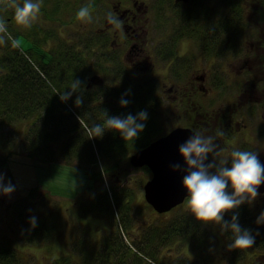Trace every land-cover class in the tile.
Wrapping results in <instances>:
<instances>
[{
  "label": "rangeland",
  "instance_id": "1",
  "mask_svg": "<svg viewBox=\"0 0 264 264\" xmlns=\"http://www.w3.org/2000/svg\"><path fill=\"white\" fill-rule=\"evenodd\" d=\"M44 1L45 0H42L40 14L33 24L40 26L43 32L50 30L55 32L56 29L57 34L54 33V37L45 42L44 48L41 50L37 49L40 52L48 51L49 54H46L47 59H49L50 54L52 57L55 55L51 53V48L54 45H58V43H65L66 45L76 44L78 49L81 50L82 40L95 37L94 33L104 28V20L107 19L106 14L111 11V5L115 4L117 1L122 2L123 8H127V6H130L134 1L147 3L150 7L147 14L148 18H150L149 28L152 30H150V39L148 42L144 43L145 45L141 46V37L131 41L132 39L129 35L128 39L123 30H120L114 35V31L117 32L115 26L110 28L108 31L109 35H105H107V39L110 40H113V37H117L113 46L116 48L119 47L117 50L118 54L120 53L123 60L132 63V67L135 69L137 72L136 75L140 79L158 80L159 84L157 88L152 91V95L153 93L156 94L155 103L158 104L160 108L161 119H158L164 126L163 135L175 128H189L192 124L197 125L199 131H205L209 134H215L218 130H222L221 109H224L223 102L226 97V92L233 95L235 101L237 86L234 84L236 83L234 79H223L225 57H216L212 54V51H204L201 49L200 45L202 39L200 36L202 34L191 37V39L180 38V40L176 42V88L180 86L184 89H189L192 82H194L193 76L195 74L207 72V79H205L206 81L204 84L206 89L197 91L198 89L196 86V92L188 91L183 95L182 100L176 101V103L174 102L173 60L175 44L173 48L169 46L166 49L168 51H163L162 53L157 51L160 44L165 45L169 43L173 35L172 29L174 28V23L176 26L179 23L178 16H176V10L178 9H173L171 5L173 0H164L160 9L161 12L157 16L154 6L156 0H107V5H105L101 11H98L100 8V0H80V3H78L79 6L86 2L92 5L93 20L88 23L81 22L76 16L77 12L73 11L62 14L57 12L56 15L51 14L53 6L50 3L51 0H47L46 3ZM223 1L224 0H190V3L194 2L197 3L199 7H203L205 12L207 10L206 17L209 19L207 25L212 28L213 33L217 34L219 37L221 30H216V25L217 21L222 17L221 15L226 12L222 7ZM13 4L14 2H12L10 6L13 11L11 12V18L14 19ZM198 6L195 5L193 7L196 17L201 20L203 17L198 15V11H200ZM253 6L255 5L252 0H247L244 7L246 8V13L249 14ZM180 8L183 7L181 6ZM46 14L52 18L58 16L56 18L59 20L63 19L67 25L48 22ZM59 16H61L62 19ZM258 17L261 18L262 16ZM258 22H261V20H258L257 16L252 15L248 26L250 29L247 28V32L244 31L240 37V39H243L242 43H244L246 39L247 42L253 39L257 45L254 36L256 32L253 34H251V32L258 27H264V25H260ZM144 39L146 40L148 37ZM18 41L20 46L18 48L23 52L26 47V42L21 38ZM230 41L232 43H238L239 38H232ZM221 42L227 43L223 40ZM133 43L136 44L138 48H145V53L150 56L148 62L150 61L152 63L151 73L143 74L144 66L147 63L143 58L137 61L138 63H133L135 56L132 51H134V49L131 51L132 53H128ZM108 48L109 46L107 45L95 48L92 61L98 62L99 51L105 52ZM1 50L2 48L0 47V51ZM110 50L116 53V50ZM105 53L108 54V52ZM85 56L90 59L92 58L90 55ZM181 58L187 60L183 62ZM179 63H183L181 67H179ZM105 65L107 66L106 68L111 67L109 63ZM179 68L181 71L178 73ZM94 69L95 73H98L96 65ZM177 73L180 79H178ZM91 74L92 73H90V75ZM89 77L91 76L86 78L87 81ZM188 77L190 78L187 79ZM101 78L105 79L104 77ZM262 83V81H259V85H262ZM200 105H203L204 108H201ZM200 108L202 110H200ZM257 124L263 126L261 119L256 118L252 123H249V131L252 132L250 128L252 125ZM262 130H264V128H262ZM257 132H259V130ZM263 138L264 137L261 136L253 143L256 149L258 148V144L263 142ZM222 139V136H218L217 143L220 147L221 155L225 158L230 155L232 148L242 146L238 140L232 139L230 143L226 144ZM17 143H19L18 137L13 127L8 126L0 129V173L3 174L4 183L10 182L14 185V190L11 193H0V245L5 243H10L14 246L19 245L20 251L28 258L29 262H36L39 264H51V261L56 259L54 258L55 256H58L59 253L64 254L67 251L72 255L71 264H82L83 248L84 251L94 249V253L101 252V250H103L102 245L104 241H108L109 239L113 240L114 238H119L118 241H123L125 246L129 247L131 244L130 238H128V233L120 228L119 219L117 218L119 217L118 212L113 213V215H115L114 220L101 216V213H98L97 209V212L90 211L87 213V203L93 196H98V192L102 185H105L108 193H110V186L105 177H103V181L99 179L93 180L89 176L88 169H83L74 165H65L60 159L52 163L39 162L37 158L29 157L27 152L22 150L23 147L17 145ZM254 147L251 146L248 147V149ZM129 167L131 168V166ZM150 176V173L142 168L132 167L131 171L126 172L123 184H120V186H118L119 188H116L119 197L123 198L122 202H128V207H132V203L135 199L136 204L135 206L133 204V206L136 207V221H134L133 224L131 223V227L128 229L130 232L129 234H131L133 238H137V235L144 234L145 236V234L149 232V226L152 225H163L166 227L176 219H191L193 223L187 224L186 233H182L191 234L192 243L184 244L183 240H181L182 236L176 239V234L172 235L173 238L166 239L165 241L168 242L163 246L162 250H160V257L166 259V264H209L205 262L201 263L204 257L202 255L200 256V251L196 250L193 239L194 236L209 241L205 244V252H210L215 260L225 253L227 247L229 254L236 255L237 260H235L240 262L242 258L240 255L243 250L228 247L229 242L221 234L219 224L211 222L205 224L197 221L190 213L187 201L178 206V208H174V210L165 214H158L148 206L144 199L142 185H144ZM250 205L254 208V201H251ZM31 217L36 218L34 225H45L44 229L46 232L41 238L42 242L40 243L35 242L36 239L27 235V233H21L23 230L27 231L26 229L29 228V226H34L31 222ZM253 248V246L247 248L246 253L252 252L251 249ZM257 248L261 249L262 247ZM205 259L209 260L210 258ZM148 260L145 261L148 263ZM239 262H237V264ZM150 263L151 262L148 264Z\"/></svg>",
  "mask_w": 264,
  "mask_h": 264
},
{
  "label": "trees",
  "instance_id": "2",
  "mask_svg": "<svg viewBox=\"0 0 264 264\" xmlns=\"http://www.w3.org/2000/svg\"><path fill=\"white\" fill-rule=\"evenodd\" d=\"M79 1L54 0L53 3L50 2L53 5L51 14L76 12ZM243 1L231 0L227 25L224 23L226 20H221L220 17L219 24L216 25V28H221L220 37L213 33L211 28L212 43L210 44L213 55H222V40L226 41L228 37L240 39L243 31L247 29L248 15L246 14L245 17L240 6ZM44 2L46 3L47 0ZM254 3L253 11L263 16L264 0H254ZM3 11L5 16H9L4 19L7 21L11 37L6 38V42L0 43L2 48L0 51V129L13 127L19 141L17 145H21L22 150H25L29 157L37 158L39 162L52 163L60 159L65 165L88 169L89 176L93 180L103 181L105 177L110 186V193L106 186L102 185L98 196H93L87 203V213L98 211L101 216L114 220L113 213L118 212L120 228L126 231L130 238L129 247L125 246L123 241H118L119 238H114L104 241L101 252L94 253V249L84 251L83 248L82 264H148L145 261L147 259L156 264H166V259L160 257V250L168 242L165 240L173 238L172 235L176 234V239L182 236L181 240L184 244H191L192 235L182 232L186 233L187 224H192V220L176 219L166 227L152 225L149 226V232L145 236L143 234L133 238L128 229L131 223L136 221L135 199L132 207H128V202H122L123 198L119 197L116 190L120 184H123L126 172L130 171L129 156L164 134L163 123L158 119H161V112L159 105L155 103L156 94L152 95V91L159 84L158 80L138 79L134 70L124 64L120 54L113 53L103 59L97 67L105 78L110 79L87 81V76L94 75L95 65H90L88 60L80 55L76 44L54 45L51 51L55 55L52 57L50 54L47 59L46 54L49 52L38 50L43 49L47 39L53 37L54 33L43 32L41 28H21L10 17L12 10L4 9ZM46 17L48 22L59 21L63 25L66 24L63 19H57L58 16L52 18L46 14ZM204 17H206L205 13ZM208 23V19L203 21L204 28H210ZM222 27H226L227 31L222 33ZM175 28L179 29L180 36L200 34L202 31L199 30L202 29L200 18H197L196 13L190 8L183 12ZM20 38L26 42L23 52L18 48ZM84 43V53L92 56V41L85 40ZM105 62H111V67L106 68ZM72 79L81 81V89L66 102L62 101L57 92H62L68 87ZM122 93L129 100L127 105L119 102ZM77 96L82 97V103L79 101L75 103ZM200 107L204 108L203 105ZM140 109L148 111V119L134 141L127 140L112 130H106L102 136H99L96 131L95 125L104 120L105 111L109 115H126L128 112L136 113ZM189 127L199 130L194 124ZM142 169L149 173L146 167ZM232 211H238L240 224L250 229L255 236L254 227L250 224L244 225V222L248 221L246 220L248 216L242 214L241 205L238 209L226 212L225 219H230ZM44 227L43 224L31 225L26 229L27 231L23 230L21 233H27L36 239L35 242L40 243L46 232ZM219 228L230 244L232 238L230 233L222 231L220 225ZM261 235L264 239V234ZM193 239L196 250L200 251V256L204 257L203 261L206 260L205 258H210L205 263L212 264L215 261L214 257L210 252H205V244L209 241L195 236ZM206 239L208 240L207 236ZM260 242L264 243V241ZM19 247L10 243L0 245V264H39L29 262ZM80 249L82 251L81 247ZM224 254L230 255L229 252ZM54 258L51 264H71L72 262V255L68 251L64 254L59 253ZM229 258L231 261L227 264H234L232 259H236V255H231Z\"/></svg>",
  "mask_w": 264,
  "mask_h": 264
},
{
  "label": "clouds",
  "instance_id": "3",
  "mask_svg": "<svg viewBox=\"0 0 264 264\" xmlns=\"http://www.w3.org/2000/svg\"><path fill=\"white\" fill-rule=\"evenodd\" d=\"M41 5L42 0H16L13 4L16 24L21 28H30L40 14ZM76 16L83 23L91 22L92 5H82ZM106 18L116 28H120L123 23L111 11L106 14ZM10 37L7 21L0 16V43ZM80 89L81 81L72 79L68 87L57 93L66 102ZM78 101L82 103V97L77 96L75 103ZM119 102L127 105L129 100L122 93ZM147 119L146 109L126 115H109L105 111L104 120L97 123L95 128L99 136L106 130H112L134 141L145 127ZM223 134V130L215 134L199 130L189 132L178 145L181 159L172 163L171 168L183 173L181 187L186 193L187 206L193 217L201 223L219 224L221 230L229 232L232 237L228 247L243 250L253 245L255 236L250 229L240 224L238 211H232L230 219H225V213L238 209L241 204L257 196L258 186L264 183V162L259 159L257 151L240 147L232 148L227 158L222 156L217 137ZM13 190L14 185L4 183L3 174L0 173V193H11ZM30 219L34 225L36 218ZM258 222L264 223V220L259 217Z\"/></svg>",
  "mask_w": 264,
  "mask_h": 264
},
{
  "label": "flooded vegetation",
  "instance_id": "4",
  "mask_svg": "<svg viewBox=\"0 0 264 264\" xmlns=\"http://www.w3.org/2000/svg\"><path fill=\"white\" fill-rule=\"evenodd\" d=\"M111 12L115 13L117 17L123 22L120 28H117V32L114 31V35L118 33L120 30L124 31L125 36H131V41L139 39L141 37V46L145 45V42H148L150 39V33L152 29L148 27L149 18L148 13V5L144 2H133L127 8L122 7V2H116L111 5ZM226 11L224 13V17L227 16V8L224 7ZM253 10V8L251 9ZM248 15V13L245 12ZM249 14H257L256 12H250ZM249 15V16H252ZM222 17V20L224 19ZM261 22H258L260 25H264V15L259 18ZM227 25V21L224 22ZM224 25V24H223ZM222 25V26H223ZM114 26L108 22L107 19L104 20V28L99 29L97 33L107 34L110 28ZM227 28L222 27V33L226 32ZM255 30V31H254ZM251 34L254 32V36L256 38L257 45L253 41L244 40V43H230V38L228 37L225 44H223L224 49V57L225 64L223 67L224 78L223 79H234L237 86L235 93V101L233 95H230L229 92H226V97L224 98V109L222 110L221 115V123L222 130L224 134L222 135L223 141L228 144L230 141L238 140L242 144L240 148L248 149V147H254L253 143L256 142L257 138L263 136L264 137V27H258L254 29ZM204 33L208 34V36L212 33L210 29H204ZM148 37V39H144ZM113 40H110V47L114 49H119V47L115 48L113 45L116 42L117 37H113ZM129 39V38H128ZM175 52H174V83H173V99L174 102L182 100L183 95L188 92H196L203 91L206 89L205 87V79H207V72L195 74L193 76L194 82H192L191 87L189 89H184L180 86L176 88V30H175ZM208 47H211L209 45ZM134 49V51H132ZM133 52L135 58L133 63H138L142 58L146 60V65L144 66L143 74L151 73L152 71V63L148 60L150 58L149 55L145 53V48H138L136 44L130 46V50L128 53ZM131 52V53H132ZM136 53V54H135ZM236 59V60H235ZM151 63V65H150ZM179 73V72H178ZM177 73V74H178ZM191 77V76H190ZM188 77L187 79H189ZM99 79V78H97ZM178 79L180 76L178 74ZM238 79V80H236ZM100 81V79H99ZM259 81H262V85H259ZM98 83V82H97ZM261 86V87H259ZM176 107V106H175ZM261 119L262 125H252L250 128L252 130L249 131V123H252L255 119ZM246 122V123H245ZM255 129V130H254ZM259 130V132H257ZM261 130V132H260ZM241 134V136H240ZM240 136V138H239ZM264 139V138H263ZM221 140V141H222ZM249 150L257 151L258 157L261 162H264V140L262 143L258 144V148H250ZM254 201V208L250 205L251 201H247L250 207L253 209H249L244 202L242 204L243 210L242 214H247V216L252 214V217L248 216L244 221V225L250 224L254 227L255 241H264L262 238V233L264 234V223L258 222V218L260 220H264V183L258 186L257 196L252 200ZM262 250L253 252L251 254H242L243 262L247 264H264V243L262 244ZM231 255L223 254L218 258L216 264H227L231 260H229ZM204 260L203 262H206ZM215 261L212 264H215ZM234 264H236V260L232 259Z\"/></svg>",
  "mask_w": 264,
  "mask_h": 264
},
{
  "label": "water",
  "instance_id": "5",
  "mask_svg": "<svg viewBox=\"0 0 264 264\" xmlns=\"http://www.w3.org/2000/svg\"><path fill=\"white\" fill-rule=\"evenodd\" d=\"M191 131L193 130L190 128H175L129 158L130 166L146 165L151 171V179L143 185L144 198L157 213L170 211L186 198V193L181 187L183 173L172 170L171 165L181 159L178 145Z\"/></svg>",
  "mask_w": 264,
  "mask_h": 264
}]
</instances>
